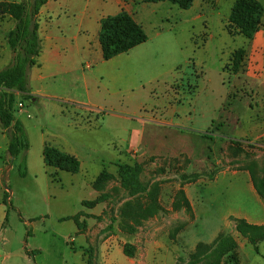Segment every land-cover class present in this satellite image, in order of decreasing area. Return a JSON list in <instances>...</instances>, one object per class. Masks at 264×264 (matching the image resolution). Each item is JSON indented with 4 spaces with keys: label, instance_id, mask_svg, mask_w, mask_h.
<instances>
[{
    "label": "rangeland",
    "instance_id": "374dc122",
    "mask_svg": "<svg viewBox=\"0 0 264 264\" xmlns=\"http://www.w3.org/2000/svg\"><path fill=\"white\" fill-rule=\"evenodd\" d=\"M235 1L135 6L148 41L110 61L73 51L66 34L81 24L83 6L39 18L30 97L13 93L29 151L10 158L0 123V200L16 245L41 246L46 262L80 261L85 250L97 264H188L201 261L200 244L225 234L238 244V263L223 264H264V241L257 252L236 231V220L264 222V188H255L264 180V93L234 68L233 53L248 44L226 30ZM106 7L93 14L118 12ZM14 28L0 19V72L13 63ZM262 61L259 53L255 70ZM46 145L75 156L80 172L47 168ZM122 167L131 169L127 181ZM76 215L79 226L62 221Z\"/></svg>",
    "mask_w": 264,
    "mask_h": 264
},
{
    "label": "trees",
    "instance_id": "16d2710c",
    "mask_svg": "<svg viewBox=\"0 0 264 264\" xmlns=\"http://www.w3.org/2000/svg\"><path fill=\"white\" fill-rule=\"evenodd\" d=\"M48 0H22L16 2L0 1V19L9 17L15 22V28L7 36L8 44L13 52L12 65L0 72V123L4 133L8 135V154L16 159L29 151L24 127L16 121L14 110V94L22 93L30 97L28 72L38 64L41 55V40L39 35V14ZM140 4L170 3L182 10H189L195 0H139ZM264 7L258 0H236L231 15L226 25V30L231 37L243 36L252 40L264 27ZM148 36L144 28L138 24L133 16L124 10L118 15L108 17L101 23L99 42L102 57L105 61L130 52L131 50L145 44ZM236 74L245 71L247 67V53L245 49L235 51L232 55ZM43 159L47 168L56 169L61 172L78 174L81 169L79 160L70 154L64 153L57 148L46 145L43 150ZM125 181L131 176V169L122 167ZM28 173L27 159L24 158L20 165V175L26 177ZM54 181L56 176L50 174ZM104 175L100 176L95 185L102 182ZM257 192L262 193L264 180L255 186ZM7 204V198L5 199ZM73 220L78 222V215L73 218L62 219V221ZM236 231L243 237L248 238L250 244L258 252L257 245L264 241V226L251 225L245 220H236ZM238 244L229 235H220L212 244H200L195 257H200V262L191 261L188 264H223L226 260L238 263ZM87 254L86 264H97Z\"/></svg>",
    "mask_w": 264,
    "mask_h": 264
},
{
    "label": "crops",
    "instance_id": "0c3cea01",
    "mask_svg": "<svg viewBox=\"0 0 264 264\" xmlns=\"http://www.w3.org/2000/svg\"><path fill=\"white\" fill-rule=\"evenodd\" d=\"M8 2H16L20 3L21 0H7ZM109 2L114 5L115 8L118 9V12L113 16L118 15L123 10L129 13L135 21L138 22L137 12L135 6H147V4H140L137 3L139 0H48L47 4L42 7L39 18L50 17L52 13H56L55 8H58L59 11H80L78 6H83L84 11L81 17V24L78 26L76 30H71L69 34L71 35V41L74 44L73 51L77 52L79 55H91L97 54V56L102 55L101 46L99 42V35L101 32V23L104 19L110 16L109 14L104 13L107 9H103L105 5ZM54 3V7H51V4ZM264 7V6H263ZM103 10L102 14H93L95 11ZM58 11V10H57ZM93 14V17L90 14ZM263 24H264V16H263ZM70 28V27H68ZM41 28L39 30L40 34L42 35ZM60 33H64L66 30L60 29ZM95 32L96 39H92L87 37L89 33ZM71 33V34H70ZM52 39L51 37H47ZM67 37H62L61 39L64 40ZM240 38V36H239ZM248 44L246 48L244 47L247 53V67L245 68L246 75L250 76V79L254 81L256 87L251 88L253 91H263L264 93V62L258 66V70H255L253 67V60L255 59L256 55L259 53L264 54V27L255 35V37L250 41L247 40ZM134 50V49H133ZM58 50L52 52L53 58L55 56H59L57 53ZM129 53V52H128ZM11 59L13 60V52L11 50L10 53ZM120 56V55H119ZM8 207L4 203L3 200H0V264H86L87 257L85 258V250H83L82 259L76 262H67L59 259H55L53 256V261L46 262L44 259V252L45 249L41 248V246L35 245L33 242L30 243L29 241H24L23 245L19 246V244H15L16 240L21 242V239H17L16 234L12 231L9 232L7 228H5V224L8 219ZM77 216V215H76ZM75 216V217H76ZM73 218V217H71ZM68 219V218H65ZM249 224L257 225V226H264V222L253 223L250 220L246 219ZM78 226V225H77ZM79 228V227H78ZM79 233L87 241L86 231L79 230ZM74 240H72V243ZM84 249V248H82ZM32 253H36V255H30Z\"/></svg>",
    "mask_w": 264,
    "mask_h": 264
}]
</instances>
